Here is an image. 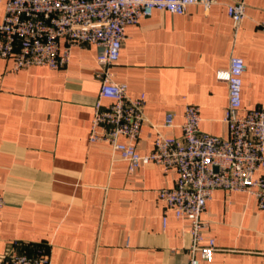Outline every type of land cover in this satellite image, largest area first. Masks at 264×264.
<instances>
[{
	"label": "crops",
	"instance_id": "0c3cea01",
	"mask_svg": "<svg viewBox=\"0 0 264 264\" xmlns=\"http://www.w3.org/2000/svg\"><path fill=\"white\" fill-rule=\"evenodd\" d=\"M244 1L238 28L221 2L185 14L154 10L127 26L111 73L130 96H145L148 121L135 141L141 153L154 147V125L182 135L187 103L200 107L201 130L228 136L229 88L217 73L233 55L247 66L241 111L264 104V0ZM4 13L0 0V23ZM97 56L98 47L86 44L72 48L65 68L19 70L0 58V255L18 241L26 252L44 244L57 264H182L191 222L159 198L177 171L152 162L131 172L110 143L89 139L101 88ZM168 112L173 127L163 126ZM205 218L217 249L201 264H264V210L253 194L217 189Z\"/></svg>",
	"mask_w": 264,
	"mask_h": 264
},
{
	"label": "built area",
	"instance_id": "2783aa9c",
	"mask_svg": "<svg viewBox=\"0 0 264 264\" xmlns=\"http://www.w3.org/2000/svg\"><path fill=\"white\" fill-rule=\"evenodd\" d=\"M4 1L0 58L11 59L14 70L32 65L65 68L73 47L86 44L98 47L101 88L89 139L110 143L112 152L128 162L131 172L152 162L177 171L176 184L161 188L159 198L178 218L191 222L188 258L182 264L211 260L217 249L214 238L206 239L209 221L205 218L207 203L217 189L253 194L264 210V175H257L264 169V104L241 111L243 75L247 68L242 57L233 55L229 68L217 73L229 88L224 117L228 136L201 130L200 107L187 103L182 135L167 136L154 125L157 135L153 149L147 153H141L135 143L148 121L144 113L145 96H130L128 84L115 81L111 73L127 38V26L151 16L154 10L185 14L191 5L210 11L221 2L238 28L246 17L244 0ZM260 27L264 30V22ZM103 99L111 103L105 105ZM163 126H175L173 112L167 113ZM122 136L127 140L123 141ZM4 205L0 194V215ZM0 264L57 263L46 253L44 244L26 252L15 241L0 255Z\"/></svg>",
	"mask_w": 264,
	"mask_h": 264
}]
</instances>
